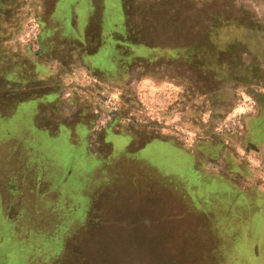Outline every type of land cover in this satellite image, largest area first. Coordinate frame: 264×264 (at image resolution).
<instances>
[{"label": "rangeland", "instance_id": "obj_1", "mask_svg": "<svg viewBox=\"0 0 264 264\" xmlns=\"http://www.w3.org/2000/svg\"><path fill=\"white\" fill-rule=\"evenodd\" d=\"M54 1L0 0V89L21 60L29 90L42 88L35 68L41 56L19 38L32 21L48 30ZM74 1L65 0L57 20L52 17L61 29L49 31L50 38L41 34L39 42L62 51L68 62L78 31L88 28L93 1L89 28L95 34L81 51L94 54L105 44L94 67H112L115 50L126 63L112 68L109 79L87 74L91 80H75L67 110L55 100L58 113L46 114L57 124L40 112L54 93L18 103L23 84L1 96L0 264H254L255 248L264 251V243L241 238L254 226L247 212L234 229L239 235L223 238L221 228L198 219L199 207L209 203L201 187L195 192L202 204L181 194L187 174L219 176L204 173L206 163L189 152L218 144L220 161L209 165L232 170L225 176L235 188L264 204L257 194L264 193V142L247 129L249 118L264 110V0H125L123 38L100 36L107 0H83L74 29ZM104 28L112 33L115 22L105 18ZM114 39L125 42L115 48ZM53 77L47 81L58 85L61 79ZM109 95L120 98L119 112L109 130L93 134L92 110Z\"/></svg>", "mask_w": 264, "mask_h": 264}, {"label": "crops", "instance_id": "obj_2", "mask_svg": "<svg viewBox=\"0 0 264 264\" xmlns=\"http://www.w3.org/2000/svg\"><path fill=\"white\" fill-rule=\"evenodd\" d=\"M118 5L122 6V10L114 13V17H109V15H107L106 13V7L105 10L103 9V11L101 10V13H99L100 15V21H102L103 26L101 27L100 36H107V37H111V36H117V37H125L126 36V20L129 18V16H127V12L125 11V9L123 8V5L126 3L125 0H114ZM151 3L155 4L157 2H164V3H174L175 0H149ZM179 1V0H178ZM183 1V0H182ZM80 2L81 0H76L73 3H77ZM106 3V1H105ZM94 3L92 2V5ZM107 4V3H106ZM0 5H3V2H0ZM78 8L74 9V12L76 13V16L73 17L72 20V24L75 27L74 29H76L78 27V19H79V14L77 13ZM95 17V12L90 11L89 13V18H88V28L86 29V32L83 31H78V38L75 39V43L71 45V48H73V46H75L72 49V52L70 51V60L68 62L63 60L62 55H58L59 52L62 53V51L57 50V48H54V46L52 45V47L50 46L51 50L47 51L44 55H42L39 58V61L37 64H35V68L38 69V73H36L37 71L35 70L36 76L40 81H43L44 83L42 84V89L45 92L49 93H54L56 95H59L58 97L61 99V108L63 110V112H65L67 109V106H70L71 103L67 100V93L69 90H71V87L74 86V81L75 79H88L87 74H90L94 77H97V79H103L105 77L106 74V79L111 78L109 75L110 71L109 69L115 68L114 70H118L119 68H122L125 66V59L123 57H121L119 55V51L115 50V58L112 59L113 64L112 67H108L106 65L104 66H98V67H94V65H99L98 61L100 63H102V59H98L96 60L95 58L98 57V55L102 54L101 51H103L105 44L102 45V48L94 53V54H87L85 56V52L81 51V47L82 46H86L85 48H87V36H93L95 34V32L89 28L90 26V22L93 20V18ZM105 18H110L111 20H113L115 22V28H113L112 33L105 31L104 29V20ZM140 18V17H137ZM93 41V37L90 38V41ZM85 41V44L83 43ZM121 40L119 42V40L117 41V46H122L123 43L125 41ZM116 43V41H115ZM80 44V45H79ZM84 44V45H83ZM82 45V46H81ZM60 50H64L63 47H60ZM59 51V52H58ZM87 52V51H86ZM89 52V51H88ZM85 56V57H84ZM50 60H48V59ZM48 60L46 64L41 63L42 60ZM124 60V61H122ZM24 60H21L20 63H16L12 64L10 66V74L5 76V81H6V88H2L0 89V91H4V90H9L8 86L12 87L15 86H20L23 84H26L23 86V93L20 94L18 96L17 100L19 103H23L25 101H28L30 97V95L34 94H38L36 97L33 98V100L38 99L37 97H43L44 95L42 94L43 92H37L35 93L33 90H29L30 86L28 85V83H30L31 78L29 79L28 74L26 72L27 66L25 65V63L23 62ZM18 66V69H16ZM14 67V68H13ZM24 67V68H23ZM23 69L24 72V76L22 77L21 74H18L16 70H20ZM120 70V69H119ZM17 74V76L12 77L13 75ZM54 76V77H53ZM53 79H61L59 84L57 85L55 83V85L51 84L50 82H48L47 80L52 78ZM7 79H14L15 81H19L18 79H21L20 81H22L21 83H16L15 81L13 83L9 82ZM20 90V89H19ZM39 90V89H38ZM41 90V89H40ZM42 90V91H43ZM71 92V91H69ZM43 95V96H42ZM33 96V95H32ZM44 98V97H43ZM32 99V98H31ZM73 105V104H72ZM45 115V114H44ZM64 123V122H63ZM256 132V130H255ZM257 140H264V131H261L260 135H257ZM216 148L214 145H212V147L209 146H205V145H201L200 147H198L197 149H195L194 151H189L193 156H199V158H201V160H203V163H206V168L208 167V169H205L206 172L204 173H210V172H214L219 174V176L221 175L220 171L215 168L214 166H210L209 164H216L218 161H220L219 157H216L215 154H217L218 152H215ZM220 148V147H219ZM182 149H184V147L182 146ZM213 149V150H211ZM225 160L228 161V157H224L221 158V160ZM159 161H157L158 163ZM217 167V165H215ZM191 174V173H190ZM232 174V173H230ZM188 175V174H187ZM207 176V177H206ZM206 178L208 177H212L209 176L208 174H206ZM214 176V175H213ZM217 176V178L219 177ZM232 176V175H230ZM197 177H194L192 175V181H194ZM198 178H201L200 176ZM215 177L213 179L214 183H210L209 182V186H207V190L213 194L210 195L211 199H214L215 196H217V193L214 192V190L216 189V184L217 181H215ZM223 181V180H222ZM228 186V185H227ZM231 191H236V195L237 197H234L232 200L229 201V199H225L223 200L224 202L222 204H217L215 202V205H211L212 203H208L205 204L207 206L198 209L199 212V221H203L204 225L206 228H210L212 227H217V228H221L222 229V236L223 238H226L227 236H234L237 233H235L233 231V229L237 226V224L239 223L238 221H240L239 219V214H242L243 211L248 213L247 219H252L253 220V225L250 229V234H252L251 236H249L250 234H243L244 238H246L244 241L248 244L252 241L253 244L258 245V247L264 243V219H263V212H264V204L262 206V204L259 205V203L257 202V200L253 199V197H251L248 194V190L247 189H231ZM259 190V189H258ZM260 191V190H259ZM259 191H257V194L261 195V197L264 200V193H259ZM195 191L192 190V188L189 186L186 187L185 189H183L181 196L183 198H185L188 202L190 203H198V204H202V198L197 197V195L194 193ZM227 198H229L228 193H226ZM224 198V197H223ZM217 199V197H216ZM197 201V202H196ZM231 201H236L235 204L231 203ZM231 204V205H228ZM243 208V211L240 210V207ZM233 207V208H232ZM195 211V210H194ZM223 213L221 215V213ZM250 212L252 213L250 216ZM255 213V214H253ZM221 215V216H220ZM218 219L220 220V223H218ZM244 219V216L242 215L241 217V221ZM234 221V223H233ZM252 225V224H251ZM199 226H202V223L199 224ZM244 229L246 230V226L243 225ZM250 237V239H247V237ZM231 242V240L229 241ZM238 242V240L234 241L233 245H236ZM244 243V242H243ZM244 243V244H246ZM256 250H258L259 254L257 256L254 257V264H264V251L259 250V248L257 249V247L255 248ZM237 251V250H236ZM250 252V251H249ZM263 252V253H262ZM254 253V252H253ZM250 255V253H248Z\"/></svg>", "mask_w": 264, "mask_h": 264}, {"label": "flooded vegetation", "instance_id": "obj_3", "mask_svg": "<svg viewBox=\"0 0 264 264\" xmlns=\"http://www.w3.org/2000/svg\"><path fill=\"white\" fill-rule=\"evenodd\" d=\"M82 1L83 0H81V3H82ZM63 2H65V0H55L54 1V6H53V10H52V12H51V14L49 15V23H51L50 24V26H49V28H48V30L47 31H45L46 30V28H45V25L42 23V21L39 23V22H34V21H32V22H29L28 24H27V26H26V29L24 30V32L22 33V35L20 36V38H19V40H20V44L22 45V47H24V48H29L30 49V47L32 48V50H33V52H35V54L33 55L34 57H36V56H42V55H44L45 54V49L47 50V44H46V42L44 43V45H43V43H40L39 42V40H40V38H41V40H43V35H45V34H48L49 35V37L48 38H50V37H52V34H50L49 33V31H52V29L55 27H60V29H61V26H60V24H56L54 21V19H52V17L53 18H55L56 19V15H57V13H58V11L62 8V7H64V5H65V3H64V5H62L63 4ZM93 2V1H92ZM92 2H91V11L92 12H94L93 10L95 9V6L94 5H92ZM80 2H77V3H73V9H76V8H80L81 7V4ZM94 3V2H93ZM107 4H108V6L106 7V11H107V14L109 15V17H114V13H116L118 10L119 11H121L122 10V6L121 5H118L115 1H113V0H107V2H106ZM118 9V10H117ZM110 19V18H109ZM35 20V19H34ZM57 20V19H56ZM36 24V30H37V36H36V43H33V42H31L28 38H27V31H28V28H29V26L31 25V24ZM56 24V25H55ZM76 27V26H75ZM74 26H73V28H75ZM45 33H44V32ZM126 32H127V29H126ZM41 34H43V35H41ZM114 42L113 43H115V41H116V39H114L113 40ZM84 44H85V41L83 42ZM83 44V45H84ZM117 43H115L114 45H115V48H116V45ZM34 45H37V48H35L34 47ZM83 47H86V46H83ZM114 48V49H115ZM102 57V54H100V55H98V57H97V59H99V58H101ZM100 61V60H99ZM111 69H109V71H110ZM95 78H97V77H95ZM76 81L77 80H84V79H75ZM88 80H91V79H86V81H88ZM94 82H97L96 81V79H92ZM13 87H15V85L13 86ZM12 88V87H11ZM11 88H9V90L11 89ZM9 90H4L3 92L2 91H0V98H1V96L2 95H4L3 93H6V94H8V93H10L9 92ZM43 89L41 88V90L39 89V90H36V91H34L35 93H37V92H43L42 94L44 95V96H47L48 95V92H45L44 90L42 91ZM69 91H71V90H69ZM67 92L66 91V95L68 96L67 97V99L70 97V96H72V93L71 92ZM39 92V93H40ZM53 93V92H52ZM34 94V93H33ZM50 94V93H49ZM42 95V96H43ZM59 95H56V94H54L53 95V97H50V98H48L49 100H47L46 99V102H45V104H42L41 105V108H40V112H43V114H45V121H46V123H48L50 120H52V122H54L55 124H57V122H56V120L54 121L53 119H46V114H57L58 112H57V110H56V104L58 105V101L60 102V98L58 97ZM30 97L33 99L34 98V96H32V95H30ZM40 97H41V95H40ZM31 98H29V100L28 101H30V100H32ZM55 100H58V101H56V102H54L53 103V101H55ZM16 101V100H15ZM120 98H118L117 96H113V95H109V96H107L105 99L103 98L102 99V101H101V103L99 104V105H97L96 107H94V109L92 110V113L95 115V122H94V124H93V126H92V132H93V134L94 133H96V134H100L101 132H103V131H105V130H109L110 129V127L112 126L111 124L114 122V120H115V118H116V116H117V114H118V112H119V109H120ZM16 102H18V101H16ZM19 103V102H18ZM18 103H17V105H18ZM53 103V104H52ZM56 103V104H55ZM47 107V108H46ZM66 107H68L67 105H66ZM50 109H51V111H52V113H50ZM66 109V108H65ZM107 114H110L111 115V120L109 121V122H106V123H104V124H102L101 123V120L103 119V117L105 116V115H107ZM39 116V115H38ZM47 118H49V116L47 115ZM58 122H60V124H59V127H61V126H69V124L68 123H62L61 121H59V120H57ZM62 123V124H61ZM83 124V123H82ZM43 126V125H42ZM44 127H46L45 125H44ZM70 127V126H69ZM48 128V127H47ZM74 130V129H73ZM77 131V130H76Z\"/></svg>", "mask_w": 264, "mask_h": 264}, {"label": "trees", "instance_id": "obj_4", "mask_svg": "<svg viewBox=\"0 0 264 264\" xmlns=\"http://www.w3.org/2000/svg\"><path fill=\"white\" fill-rule=\"evenodd\" d=\"M192 62V61H191ZM195 62H193L192 64H194ZM259 118V119H258ZM258 118H256V117H253L252 119L251 118H249V121H247V129H248V131H249V133H251L252 134V136H254V138H255V140L257 141V142H264V140H260V139H256L257 138V135H260L261 134V131H264V110H263V113H261V116L260 117H258ZM255 130H256V132H255ZM212 145H214V144H212ZM212 145H209V147H212ZM215 147H218V148H216V150H215V152H217V151H219L220 150V148H222V145H214ZM220 147V148H219ZM168 148V147H167ZM174 150H176L175 152L177 153V155H178V153H179V151H181V150H179V148H174ZM211 150H213V149H211ZM178 157V156H177ZM176 158V157H175ZM173 162L174 161H172V164H173ZM162 165H165L164 163L162 164ZM166 166V165H165ZM192 169H195V168H193V167H191ZM187 171H189V170H187ZM220 173H221V175L217 178V177H215V179H216V181H217V184H216V186H217V190H215L216 191V193H217V196H215V201H220V203H223L224 201L223 200H225V199H229V201H230V194H232V191L230 190V188L231 189H234L235 188V186L232 184V181H231V179L229 178V177H227V176H225V175H228V174H230V173H232V170H227V171H220ZM192 175V174H191ZM232 175V174H231ZM190 176V174H188L187 175V177H188V179H189V181H188V183H189V186L192 188V190H194L195 191V188H197V186L199 187V189H200V187H201V191H204L205 192V196H207V197H209V200H208V202H210L211 203V201H210V199H211V196L210 195H212L213 194V192L212 193H210L208 190H207V186H209V182L211 183L212 181H213V179H214V177H211L210 179H205L206 177L204 176V177H202V176H200L201 178H196L194 181H192V178H190L189 177ZM198 176V177H199ZM204 179V181L205 182H203L201 179ZM197 179H200V180H198V181H196ZM223 180V181H222ZM229 187H228V186ZM233 185V186H232ZM202 187H204V188H202ZM225 189V191L226 192H219V190L218 189ZM237 189V188H236ZM229 192V193H228ZM195 194H196V192H194ZM226 193H228V195H229V198H227V194ZM236 193V191H233V196L234 197H237V195L235 194ZM197 195V194H196ZM219 195V196H218ZM221 195V196H220ZM223 195H225V197L223 196ZM197 197H199L200 198V196L199 195H197ZM216 197H217V199H216ZM224 197V198H223ZM203 201H205L204 199H202V202ZM197 202V201H196ZM204 203V202H203ZM198 204V203H197ZM239 207H240V204H239ZM242 209V207H240V210ZM243 213H244V211H243ZM242 215L243 214H239V220L240 221H238L239 223L237 224V226L236 227H238L241 223L240 222H242L241 221V217H242ZM235 229V228H234ZM234 229H233V231H234ZM235 233H237L236 235L238 236L239 234V232H237V231H234ZM244 236H243V233H242V236H241V238H243ZM239 244V239H238V242H237V244L236 245H238Z\"/></svg>", "mask_w": 264, "mask_h": 264}, {"label": "built area", "instance_id": "obj_5", "mask_svg": "<svg viewBox=\"0 0 264 264\" xmlns=\"http://www.w3.org/2000/svg\"><path fill=\"white\" fill-rule=\"evenodd\" d=\"M36 36H37V30H36V24H31L28 28V31H27V38L35 43L36 41ZM35 48H37V45H34ZM111 115L110 114H107L103 117V119L101 120V123L104 124L106 122H109L111 120Z\"/></svg>", "mask_w": 264, "mask_h": 264}]
</instances>
